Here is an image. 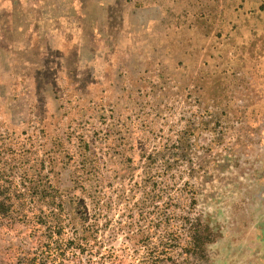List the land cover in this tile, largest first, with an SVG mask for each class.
<instances>
[{
    "label": "rangeland",
    "instance_id": "374dc122",
    "mask_svg": "<svg viewBox=\"0 0 264 264\" xmlns=\"http://www.w3.org/2000/svg\"><path fill=\"white\" fill-rule=\"evenodd\" d=\"M132 1L166 16L149 46L104 36L100 86L0 66L1 181L47 195L0 220V264L27 263L54 218L58 245L94 247L69 264H264V0Z\"/></svg>",
    "mask_w": 264,
    "mask_h": 264
},
{
    "label": "crops",
    "instance_id": "0c3cea01",
    "mask_svg": "<svg viewBox=\"0 0 264 264\" xmlns=\"http://www.w3.org/2000/svg\"><path fill=\"white\" fill-rule=\"evenodd\" d=\"M165 16L158 3L138 6L132 0H0L1 73L32 67L61 75L74 67L88 71L96 79L92 84L100 86L99 69H110L108 64L115 69L104 36L119 42L124 35L130 45L149 46L153 29L161 28ZM85 29L90 30L87 36ZM118 29L126 30L119 36Z\"/></svg>",
    "mask_w": 264,
    "mask_h": 264
},
{
    "label": "trees",
    "instance_id": "16d2710c",
    "mask_svg": "<svg viewBox=\"0 0 264 264\" xmlns=\"http://www.w3.org/2000/svg\"><path fill=\"white\" fill-rule=\"evenodd\" d=\"M5 184L6 183H3L0 178V220H2V218H11L12 216H16L18 219L26 217L27 211H24L23 207L27 201H33L35 197L45 198V196H47L43 194L44 189L39 192L33 190L31 191V188L26 191H21L16 188H12L11 182H8L7 186H5ZM48 212L57 217V212L54 209H51ZM54 219L55 220H53V225L50 230V237L40 243L38 248H35L32 252L23 251L27 257V263L25 264H39L40 260L43 261V259H39V257L44 255H46V259H49L47 264H69L65 263V261L68 259L70 254L76 257L79 253H83L86 248L89 249L90 255H92L93 252L95 253L94 247H91L92 245L88 243L87 239L79 240L78 238H75L74 241H70L68 245H58L57 241L53 239L52 234H59L58 230L61 227V223L59 222V219ZM188 238L189 240L187 241V245L189 249L192 248L196 250V248H201L204 243L211 241V233L206 226L204 227L200 223H195L189 227ZM94 241L97 242L96 240ZM57 255L62 257L61 261L59 260L57 262V259L53 258ZM69 258H71V256ZM156 259L157 257L154 256L153 258H150V262L149 260L146 261L147 258L144 257L142 261H144L145 264H157Z\"/></svg>",
    "mask_w": 264,
    "mask_h": 264
}]
</instances>
